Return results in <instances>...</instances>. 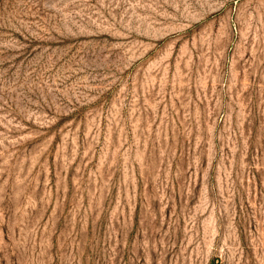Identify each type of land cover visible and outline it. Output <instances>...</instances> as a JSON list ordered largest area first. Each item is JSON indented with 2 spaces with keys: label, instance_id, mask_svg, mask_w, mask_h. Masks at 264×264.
<instances>
[{
  "label": "rangeland",
  "instance_id": "1",
  "mask_svg": "<svg viewBox=\"0 0 264 264\" xmlns=\"http://www.w3.org/2000/svg\"><path fill=\"white\" fill-rule=\"evenodd\" d=\"M0 264H264V0H0Z\"/></svg>",
  "mask_w": 264,
  "mask_h": 264
}]
</instances>
